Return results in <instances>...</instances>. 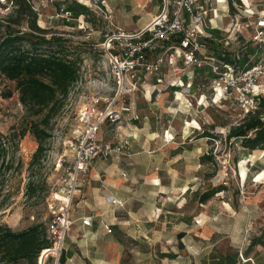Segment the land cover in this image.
I'll list each match as a JSON object with an SVG mask.
<instances>
[{"label": "crops", "instance_id": "crops-1", "mask_svg": "<svg viewBox=\"0 0 264 264\" xmlns=\"http://www.w3.org/2000/svg\"><path fill=\"white\" fill-rule=\"evenodd\" d=\"M199 2L213 8L210 21L202 26L199 54L234 66L233 63L241 59L240 51L227 54L221 46L212 48L216 44L212 32L222 29L220 24H224L223 18L227 16V1ZM102 7L101 16L106 19L107 28L112 26L124 32L144 27L159 11L157 0H103ZM77 15L85 16L84 13ZM237 37H232L231 41H236ZM234 56L235 61L232 60ZM253 62L242 58L241 63L248 66ZM200 73L204 74L203 82L197 83L202 77H198ZM205 76L209 75L204 71L192 75L190 95H182L175 92L174 87L156 83L155 75L143 77L137 83V89L127 94L125 99L130 112L139 116L137 120L123 121L119 127L120 134L128 136V151L93 160L85 182L73 198L71 224L58 264H187V249L197 248L204 264H225V257L233 254H236L234 264H242L238 252L241 242L249 236L253 220L249 213L241 218L240 209L255 210L257 202L241 194L238 211L233 209V202L222 200L215 203L217 208L213 211L211 206L204 208L205 205L200 203L195 215L188 214L187 193H196L204 173L209 170L210 163L203 158L206 143L201 138L189 139L199 130L191 124L196 121L193 118L191 122L186 118L178 130L173 122L163 124L156 120L167 118L171 113L195 111L199 107L197 100L204 101L206 91L210 89L211 76ZM140 101L143 108L139 106ZM151 115L153 119H150ZM187 127H191L188 133ZM113 129L105 123L99 136L110 140ZM222 192L225 190L215 197H221ZM108 197L115 202L108 201ZM258 198L261 196L254 199ZM193 201H197L196 197ZM85 215L93 216L90 226L81 222ZM223 216L231 221L229 228H225ZM104 225L109 226L110 233ZM8 226L20 230L11 224Z\"/></svg>", "mask_w": 264, "mask_h": 264}, {"label": "rangeland", "instance_id": "rangeland-1", "mask_svg": "<svg viewBox=\"0 0 264 264\" xmlns=\"http://www.w3.org/2000/svg\"><path fill=\"white\" fill-rule=\"evenodd\" d=\"M217 1L222 2L223 0ZM226 1L228 4V0ZM157 2L159 10L160 2L159 0ZM239 2L240 4L233 3V10H229L228 7L227 16L223 18L224 24H220L222 29L213 30L212 35L216 44L212 48L216 49L221 46L220 48L227 51V54H229L228 52L233 54L240 51L239 56L241 59L236 60V55L232 60H236L233 63L234 66L237 65V67L242 68L246 67L241 63L242 58H246L250 63L264 55V45L261 43L255 44V40L252 39L256 20L258 16L264 14V0H239ZM75 3L84 8L83 13L85 16L82 18L78 17L77 12L73 10L71 16L66 20L62 17H50L56 13H61V9H69ZM33 4L38 13V24L59 32L69 46L68 48L74 50V56L80 58L78 80L71 86L64 100L63 108L52 121L51 136L46 143L47 151L39 172L41 178L46 181V185L40 187L37 194L45 195L46 198L49 191L58 186L63 174L62 168L58 164L64 154V140L70 137L80 126L77 118L80 107L89 104L94 99L112 94L116 88V81L111 67L98 45L108 25L106 19L101 16L103 14L102 10L104 12L102 4H94V0H33ZM10 10V5L4 0H0V22ZM138 14H141V11ZM227 36L231 37L227 39ZM234 36H238L239 41L238 39L231 41ZM226 40H228L227 44L225 43ZM242 41H245L246 44ZM243 46L245 48H242ZM239 61L240 63H238ZM206 74L209 75V73ZM198 77L201 78L197 83L203 82L204 74L200 73ZM206 96L205 100L202 101L204 106L199 105L195 111L171 113L167 118L156 120L161 121V123L173 122L176 130H178L179 125L186 118L189 122H191L190 119H195L196 121L193 120L191 124L198 127L199 130L192 133L189 139L201 138L205 141L206 151L203 154L211 157L208 161L210 163L208 165L209 170L204 173L201 185L195 191L196 193H187L186 206L188 214L195 215L199 210L201 205L197 201H193L198 194L218 186H222L225 192L221 193V197L215 196L222 190L215 193L203 203L204 208L211 206L213 211L214 208H217L216 202L221 203L220 201L227 200L233 202V209L238 211L241 194L257 202L255 210L240 209L241 218L249 213L253 221L249 236L247 240L241 242L242 244L240 243L239 249H241L244 256L250 255L255 263H259L264 261V243L253 245L247 251L248 245L244 244L249 243L253 237L264 236V151L261 149L247 150L240 145L238 140L226 138L228 129L243 116L233 98L218 103L211 102L209 98L212 96L211 89H207ZM139 98L143 101L141 96ZM139 104L140 107H144L141 101ZM141 114L143 116L142 112ZM151 118L153 119L152 115ZM27 119L29 118L25 116V111L18 100L14 82L0 76V133L7 134L11 128L18 130L21 126H24ZM190 130L191 127H187V133ZM204 134L207 135L202 136ZM36 146L37 143L34 138L26 132L20 139L16 151L13 146L8 145L7 147L6 158L8 159L11 156L12 164L7 170H3L0 166V223L11 224L14 228L23 229L40 222L47 226L50 220L45 199L34 203L35 200H25L23 195L27 181L28 162ZM245 154H251V161L248 163L243 160ZM255 158L257 159L254 160ZM224 159L227 160L226 171L221 164ZM225 172L227 175L224 174ZM258 195L261 198L254 199ZM189 199L192 201H189ZM242 199L247 200V198ZM227 210L231 212L230 209ZM223 217L225 218L223 221L225 228H229L231 221L227 220L226 216ZM201 232L199 233L200 236ZM202 247L201 244L200 248ZM200 254L199 248L193 251L187 249V264H204L205 261L200 258Z\"/></svg>", "mask_w": 264, "mask_h": 264}, {"label": "built area", "instance_id": "built-area-1", "mask_svg": "<svg viewBox=\"0 0 264 264\" xmlns=\"http://www.w3.org/2000/svg\"><path fill=\"white\" fill-rule=\"evenodd\" d=\"M96 3L103 4V0H94ZM212 11L211 6H204L199 0H160L159 11L144 27L133 32L107 28L98 45L111 67L116 88L112 94L80 107L77 113L80 126L64 140L65 150L58 164L63 174L58 186L45 198L50 216L46 226L50 246L40 251L37 264H58L71 224L73 198L85 182L93 160L127 153L129 139L120 134L119 127L123 121L137 120L139 116L130 112L125 97L137 89L143 77L155 75L156 83L190 95L192 75L204 71L211 76V102L233 98L243 115L254 108L255 97L264 96V55L246 67L235 68L199 54L202 26L210 21ZM60 12L50 17L67 19L72 14L68 9ZM253 39L264 45V14L256 20ZM197 102L202 105L199 99ZM128 112L131 114L126 116ZM105 123L114 128L110 140L99 136ZM243 160L251 161L249 155H244ZM226 161L221 163L225 171ZM107 199L115 202L111 197ZM92 220V215L81 217L84 226H90ZM104 228L111 232L109 226ZM238 256L242 264H255L242 251Z\"/></svg>", "mask_w": 264, "mask_h": 264}, {"label": "trees", "instance_id": "trees-1", "mask_svg": "<svg viewBox=\"0 0 264 264\" xmlns=\"http://www.w3.org/2000/svg\"><path fill=\"white\" fill-rule=\"evenodd\" d=\"M4 1L11 10L0 22V76L14 82L18 100L29 119L18 130L11 128L7 134L0 133V166L3 170L11 167V156L6 158L7 147L13 146L16 151L20 139L28 132L37 146L28 162L23 195L25 200L33 199L37 203L45 199V195L37 194L38 189L46 185L39 172L51 136L52 121L78 80L80 58L74 56V50L68 48L59 32L38 24L33 0ZM233 3L240 4L239 0H228L229 10H233ZM83 9L75 3L68 10L83 14ZM254 101V108L244 113L226 133L227 139L238 140L250 151L264 150V96H257ZM203 158L211 159L209 155ZM223 189L218 186L206 190L198 194L196 200L199 204L205 203ZM261 243H264V236L251 238L246 251ZM49 246L43 222L20 230L0 223V264H37L40 251ZM235 257L236 254L227 255L225 264H234Z\"/></svg>", "mask_w": 264, "mask_h": 264}]
</instances>
